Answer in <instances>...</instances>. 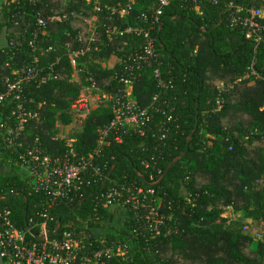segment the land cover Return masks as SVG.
<instances>
[{"label": "trees", "instance_id": "16d2710c", "mask_svg": "<svg viewBox=\"0 0 264 264\" xmlns=\"http://www.w3.org/2000/svg\"><path fill=\"white\" fill-rule=\"evenodd\" d=\"M127 1L37 0L32 4L4 0L0 14V31L5 33V43L0 44V92L5 94V80L14 77L12 68L25 74L35 65L39 71L24 81L21 111H35L38 118L28 121L21 137L23 144L38 137L51 156L63 154L65 139H51V133L57 121L63 125L71 122L70 105L81 96L84 84L92 82L110 93L122 88L115 76L123 71L141 40L109 36L107 29L114 24L122 27V21L115 20L116 15L106 6ZM138 1L126 18L129 23L138 21L141 8L154 3ZM234 1L256 6L264 3ZM184 6L172 1L152 31L161 76L173 87L157 85L151 75L154 63L139 73L133 87L134 101L142 108L154 105L160 112L150 110L152 121L142 134L129 130L120 142L109 139V145L102 148L93 163L102 166L108 181L53 198L49 191L32 189L29 177L15 172L20 168L16 158L19 150L0 144V166L9 168L8 173H0V197L12 195L0 200V211L9 209L14 224L27 230L28 239L38 233L31 217L41 221L36 212L49 206L51 234L60 221L54 237L72 229L77 236H89L90 250L127 247L124 254L104 257L103 264H264V243L255 244L243 232L248 220L264 218V35L255 43L241 28H232L229 10L222 3L206 4L202 14ZM38 13L45 18L46 27L33 38ZM92 18L95 27L89 36L88 21ZM32 39L34 43L29 45ZM71 52L78 53L77 81L72 78ZM249 67L261 78L239 80ZM39 76L46 79L41 81ZM156 94L158 98L153 101ZM218 97L222 102L216 110ZM18 112L17 104L8 97L0 100V137L1 125H14ZM111 117V109L104 106L89 113L81 130L74 133L78 156L86 157L96 147L99 131ZM162 121L168 127L163 140L156 126ZM132 185L151 187L159 199L156 210L163 224L158 233L151 231L150 221L144 217L154 207L151 198L137 209L127 204L123 222L112 225L114 213L104 205V196L109 188L125 196ZM228 206L242 211L244 221L228 222L222 216ZM103 228L106 231L101 242L93 230Z\"/></svg>", "mask_w": 264, "mask_h": 264}, {"label": "built area", "instance_id": "2783aa9c", "mask_svg": "<svg viewBox=\"0 0 264 264\" xmlns=\"http://www.w3.org/2000/svg\"><path fill=\"white\" fill-rule=\"evenodd\" d=\"M35 3L37 0H24ZM172 1L179 2L184 7L191 9L195 13L202 14L206 4L217 5L222 3L229 10V22L232 28L239 27L242 29L244 36L255 43H259L264 35V3L260 6L243 5L234 0H154V3L145 5L141 8V13L137 17L138 21L129 23L126 18L131 16L134 6H137L138 0H128L123 5H118L112 9L106 6L111 15H116V19L121 22L122 27L114 24L112 28L107 29L109 36H132L140 38L141 43L137 50H133L134 54L129 57L128 63L124 66L122 72L115 78L121 84L122 88L110 93L97 88L92 82L88 83V90L96 94V99L106 96V105L111 109L112 117L99 131L96 147L88 154V156H78L75 151V138L64 137L66 149L63 154L51 156L47 149L40 143L38 137H34L32 143L23 144L21 137L25 135L26 125L29 120L38 118V114L33 111L23 112L22 101L24 100V81L30 80L37 75L39 71L35 65L29 67L25 74H22L18 68H12L13 78L5 80V94L0 92V100L6 97L10 101L17 104L19 109L16 115L14 125L4 123L1 125V146L9 150H19L16 158L20 161V168L15 170L25 177H29L32 189L49 191L53 198H64L84 185L97 184L99 182L108 181L109 176H104L102 166L95 165L94 159L100 155L103 147L108 146L110 140L120 142L122 134L128 133L129 130L137 131L142 134L147 123L152 121V113L155 107H140L134 101L133 87L139 75L147 65L154 63L151 75L157 85L167 88V85L173 87L171 81L167 82L162 78L155 48L156 38L152 35V31L159 22L163 9ZM98 11L99 8L95 7ZM46 27V20L40 13L36 16V26L33 29V38L40 35ZM34 39L30 40L29 45H33ZM77 52H71L70 61L77 69ZM35 59V58H34ZM76 66V67H75ZM144 72V71H143ZM261 78L253 67H249L247 71L239 78L254 79ZM41 81L46 79L45 76H39ZM220 91L223 88L222 83L217 87ZM158 94L154 95L153 101H156ZM222 100L216 98V110L221 106ZM99 102L97 106H101ZM96 107H93L89 94H82L70 105V115L72 119L79 120V124L85 121V118ZM156 112H160L159 108H155ZM170 120V116L167 118ZM157 131L161 132L160 139H166L168 127L164 121L158 123ZM159 173L160 170H157ZM153 177H150L152 180ZM126 195L115 188H109L104 196V205L111 209L115 207L125 210L127 204L132 209H137L146 198L154 201V207L144 216L145 221H150L148 226L151 231L158 233L159 225L163 224L162 216H159L155 207L154 190L151 187H143L132 185L126 189ZM49 206L37 211L36 221L33 217L30 223L38 227L36 236H42V240L27 238V230L18 228L11 218L9 209L4 208L0 211V257L4 264H103V258H109L113 255H121L126 253L125 245H111L98 249L90 250L88 242L89 236H77L76 231L65 229L59 236L54 237L50 233L48 224L53 221L47 210ZM151 216H154L151 218ZM30 229V228H29ZM247 225L243 227L245 231ZM58 233V232H57Z\"/></svg>", "mask_w": 264, "mask_h": 264}, {"label": "rangeland", "instance_id": "374dc122", "mask_svg": "<svg viewBox=\"0 0 264 264\" xmlns=\"http://www.w3.org/2000/svg\"><path fill=\"white\" fill-rule=\"evenodd\" d=\"M97 2V0H95V3ZM119 4H117V6H111L110 8L115 9L118 7ZM96 62H100V61H96ZM76 67V66H75ZM79 74L80 72L76 69L73 73V76L77 79H79ZM88 85L84 84L83 87V91L84 93L87 95L89 94V97L92 100V105L93 107H97L98 103L100 102L101 106H105L106 105V96L105 97H100V99H96V94L90 92L88 89ZM242 119V118H241ZM79 120H74L72 119L71 122L67 125H63L61 124V122L57 121L55 124V129L54 132H52V137L51 139H61L64 137H72L75 138L74 133H76L77 131L81 130L82 128V124H79ZM52 130V131H53ZM208 137H212L209 134H206ZM9 172V168L7 166H2L0 167V173H8ZM159 205V199L155 198V207H158ZM112 212L114 213V220L112 222V225H119L123 222L124 220V216H123V210L118 209V208H114L111 209ZM222 216H224L228 222L232 221V220H243L245 219V214L242 211H237L235 209H233L231 206H228L226 208L223 209V214ZM244 221V220H243ZM249 224L247 225V229L243 232L250 236L254 243H264V218H259L257 220H253L250 219L248 220ZM104 225H108V222L103 223ZM94 234L96 236H98V239L102 242L104 241V233H105V228L103 229H95L93 230Z\"/></svg>", "mask_w": 264, "mask_h": 264}, {"label": "crops", "instance_id": "0c3cea01", "mask_svg": "<svg viewBox=\"0 0 264 264\" xmlns=\"http://www.w3.org/2000/svg\"><path fill=\"white\" fill-rule=\"evenodd\" d=\"M3 3H4V0H0V14H1V11H2ZM1 19L2 18H1V15H0V23H1ZM88 24H89V28H90L89 29V36H91V34L94 31V27H95V19L92 18L91 20H89ZM2 43H5V33H4V31H0V44H2ZM101 65L104 67L105 66V62L101 61ZM72 78L75 81L78 80V78L76 79L73 75H72ZM0 167H2V166H0ZM0 264H4L1 257H0Z\"/></svg>", "mask_w": 264, "mask_h": 264}, {"label": "water", "instance_id": "95a60500", "mask_svg": "<svg viewBox=\"0 0 264 264\" xmlns=\"http://www.w3.org/2000/svg\"><path fill=\"white\" fill-rule=\"evenodd\" d=\"M177 159H175L174 161H176ZM12 195L10 196H7V197H0V200L1 199H8V198H11ZM59 226H60V221L59 219L56 221V226H55V229L53 231V234H56L58 232V229H59ZM29 233H31V231L29 230ZM37 240H42L43 237L42 236H34Z\"/></svg>", "mask_w": 264, "mask_h": 264}]
</instances>
